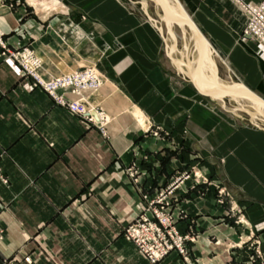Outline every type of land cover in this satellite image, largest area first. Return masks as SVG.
I'll list each match as a JSON object with an SVG mask.
<instances>
[{"label": "crops", "instance_id": "crops-1", "mask_svg": "<svg viewBox=\"0 0 264 264\" xmlns=\"http://www.w3.org/2000/svg\"><path fill=\"white\" fill-rule=\"evenodd\" d=\"M179 1L225 67L264 96V52L242 36L246 16L237 5ZM148 16L118 0H0L1 41L11 50L32 47L45 80L98 70L103 82L87 99L109 117L103 135L33 85L0 47V264L24 256L33 264H152L122 227L142 210L143 194L190 165L243 208L260 236V259L246 245L230 248L248 227L215 208L212 190L200 194L186 180L168 210L177 224L191 222L197 237L186 260L171 251L160 264L264 262V130L228 118L198 93L168 56L192 67L195 51L192 63L182 58L176 35Z\"/></svg>", "mask_w": 264, "mask_h": 264}, {"label": "rangeland", "instance_id": "rangeland-1", "mask_svg": "<svg viewBox=\"0 0 264 264\" xmlns=\"http://www.w3.org/2000/svg\"><path fill=\"white\" fill-rule=\"evenodd\" d=\"M118 2H120L125 7L135 9L141 14L143 13V11H147V13L150 14V18H155L156 22H159L160 25H163L165 27V24H164L165 22H163L162 20L161 12L154 0H118ZM169 29L170 31L166 30L165 33L163 32V34L172 35V36L176 35V39L178 41V44L180 45L179 46L180 55L182 56V58L186 57L187 59L191 60V63H192V60H193L192 47L187 48V52H185V48H184L186 47L185 39L190 41V34H188V31L186 30V28L173 25L172 28H169ZM242 36L245 37L244 35ZM251 41L255 43V41L253 40ZM255 44L258 46L259 49H261V51L264 52V48H262L257 43ZM0 47L2 48L1 55L12 57L21 67L22 71H24V73L27 76H30L33 78V85L40 87L46 93H48L45 89V85L50 80H45L40 77L39 70L42 66V61L39 55L35 52V50L32 47L24 46L18 50H11L4 41H0ZM213 49H214V52L211 49L210 51H212L211 57L214 59V61L217 64L218 81L224 82V83L231 82V81H234V82L240 81L239 77L233 72V69L231 68L229 63L228 64H229L230 69H227L225 67L222 61L223 59H226V58L222 55V53H220V51L214 47ZM88 70H92V71L94 70L97 76V79H95L96 83H93L92 86H91L90 80L86 79L85 83H83L82 81L79 82V86L81 85L82 87L81 86L78 87V84H76L75 82L63 88H57L56 90H54L53 96L49 93L48 94L54 100L56 104H57V100L59 97H63L62 98L63 101L68 102V103H71L73 101H80L81 104L85 105L86 108H89L90 113L88 114L81 113L83 114L81 116L78 112L76 114L70 111L67 107L65 106L63 107L68 109L71 113H73V115L77 116L82 121L91 123L92 125L99 128L101 133L104 135L105 134L104 127L106 126V122L109 121V117L106 113H104V111L91 105L87 99V94H86L89 90L93 91L94 89H97L100 87V85L103 82L102 77H101L102 75L98 70L92 69V67H83V69L76 71V73H79L82 75ZM209 70H210V76H209V80H210L211 79V67L205 65L204 74L207 73ZM65 93H70V95H73V97L69 98L67 97L68 94H65ZM211 99H215L212 101V105H214V107L219 109L220 112L223 113L228 118H232L237 121H242L249 125L258 126L259 128L264 130V112L260 108L256 107L252 102L243 101L241 100L240 97H230V96L211 98ZM180 161L181 163H185L183 160H180ZM138 171H139L138 167L134 168V165H130L126 168L127 175L137 185H138V178L136 174ZM186 180L191 182L192 187H196L197 185H200L202 187V189L199 190L200 194H204L212 190V193H213L212 199H213L215 208L216 209L224 208L226 216L233 220L232 221L233 224H236V225L241 224V225H245L246 227H248V231L244 235V238L242 240L240 239L237 243L232 245L230 248H241L244 245H246L249 251H252L253 258H256L257 260H259L260 251H262V248H261L262 242H261L259 234L252 229V227L249 225L248 222H246V219L243 213V208L239 205V203H237L231 197V195L228 193L227 189L221 182H216L210 177L202 174L196 165L195 166L190 165L188 168H184L182 172H180L179 174L173 177L172 181L167 183L165 186H159L153 192L152 196H149L147 193L143 194V198L145 199L144 206L142 207V210L139 211L131 221L123 225L122 227L123 237L125 238L124 228L128 224L134 223L135 219L138 216L142 215V216H146L150 220H157L155 213L158 212V213H162L163 216L167 218V220L169 221L168 225L171 226L173 229H175L178 232V235L183 239L184 243H182V245L184 246V248H186L185 251H190L191 245L195 242L196 237H197V231L195 230V227L191 224V222H186L185 225L177 224V222H175L174 219L172 218L170 211L168 210L172 204L178 201V199H176V196H175L177 195L175 190L178 188L179 184L183 183ZM138 189H141V188H138ZM185 193L186 192L182 194H185ZM182 194L178 193V195L180 196ZM179 217L180 219L187 218L186 212L184 210H181ZM0 227L2 230L0 232V239H1L4 233V229L2 225H0ZM166 227L167 225H165V227L163 226L162 232L165 235V237L169 239V236L172 235V232L170 231L169 227H167V229L164 230ZM130 243L134 245L132 242ZM134 247L136 248L135 245ZM169 251L171 252V251H177V250L175 248L174 249L172 248ZM186 255H187V252L184 258L181 255L180 256L182 259L186 260ZM26 257L29 259V264H33L29 256H24L21 261H14V260H8V259H4V260L5 261L7 260L8 262H12V263L24 264L23 260ZM261 264H264V262H261Z\"/></svg>", "mask_w": 264, "mask_h": 264}, {"label": "built area", "instance_id": "built-area-1", "mask_svg": "<svg viewBox=\"0 0 264 264\" xmlns=\"http://www.w3.org/2000/svg\"><path fill=\"white\" fill-rule=\"evenodd\" d=\"M231 1L236 4L246 16V22L242 30V35L255 41V43L264 48V0ZM86 79L90 80L91 85L96 83L95 79H97V76L94 70H88L82 75L74 73L55 77L52 80L49 79L50 81H48L45 85V89L53 96V92L57 88H63L75 82L78 84V87H80L81 85L79 86V82L82 81L85 83ZM62 98L63 97L58 98L57 104L67 107L70 111L76 114L78 112L81 116L83 115L81 113H90L89 108H86L80 101L68 103L63 101ZM155 214L157 220H150L146 216L142 215L138 216L134 223H130L124 228L125 238L132 242L136 246L137 250L152 264H160L172 248H175L177 250L176 252L184 258L187 251H185L186 248L182 245V243H184L183 239L178 235V232L175 229L168 225L169 221L162 213L156 212ZM165 225H167L172 232L169 239H167L162 232L163 226L165 227ZM167 227L164 230H166ZM1 231L0 227V232ZM23 261L24 264H29V259L27 257L24 258ZM3 264L22 263H12L4 260Z\"/></svg>", "mask_w": 264, "mask_h": 264}, {"label": "water", "instance_id": "water-1", "mask_svg": "<svg viewBox=\"0 0 264 264\" xmlns=\"http://www.w3.org/2000/svg\"><path fill=\"white\" fill-rule=\"evenodd\" d=\"M154 1L161 12L162 20L165 24L183 27L190 31L193 48L195 50V58L192 67L182 60L172 57L170 53H168V56L173 62H179L185 67L186 76L194 89L198 93L209 98H219L224 96L245 97L264 112V96L257 94L241 81H231L227 83L218 81L217 64L211 57V53L214 51L213 44L200 31L179 0H173L175 3V10L172 9L165 0ZM152 21L155 23L154 20ZM209 48L212 51H210ZM206 60L211 63L210 80H207L204 76Z\"/></svg>", "mask_w": 264, "mask_h": 264}, {"label": "bare ground", "instance_id": "bare-ground-1", "mask_svg": "<svg viewBox=\"0 0 264 264\" xmlns=\"http://www.w3.org/2000/svg\"><path fill=\"white\" fill-rule=\"evenodd\" d=\"M166 2H167V4L172 8V9H174L175 10V3H174V1L173 0H165ZM180 2V1H179ZM181 3V2H180ZM181 5H182V3H181ZM183 6V5H182ZM185 9V8H184ZM166 27L167 28H170V25L169 24H166ZM183 28V27H182ZM169 30V29H168ZM187 30V29H186ZM184 31V30H183ZM188 31V34H190V31L189 30H187ZM183 34V33H182ZM183 36V35H182ZM184 39V38H183ZM172 41V40H171ZM189 42H191V45H190V47H192V49L194 50V48H193V43H192V38H191V34H190V41H188L187 39H185V44L186 45H188V43ZM185 45V46H186ZM209 50H210V48H209ZM195 51V50H194ZM214 52V51H213ZM217 54V53H216ZM224 62V61H223ZM205 63H206V65L209 63V61H205ZM210 65H211V63H209ZM227 67H228V65H227ZM233 73V72H232ZM91 83V82H90ZM93 85V84H92ZM91 85V86H92ZM245 98V97H244ZM245 99H247V100H249L248 98H245ZM247 102V101H246ZM248 102H251L250 100L248 101ZM243 104V103H242Z\"/></svg>", "mask_w": 264, "mask_h": 264}]
</instances>
